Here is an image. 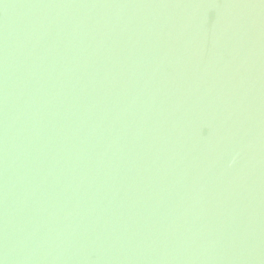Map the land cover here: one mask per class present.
Wrapping results in <instances>:
<instances>
[{
  "label": "water",
  "instance_id": "obj_1",
  "mask_svg": "<svg viewBox=\"0 0 264 264\" xmlns=\"http://www.w3.org/2000/svg\"><path fill=\"white\" fill-rule=\"evenodd\" d=\"M0 264H264V0H0Z\"/></svg>",
  "mask_w": 264,
  "mask_h": 264
}]
</instances>
